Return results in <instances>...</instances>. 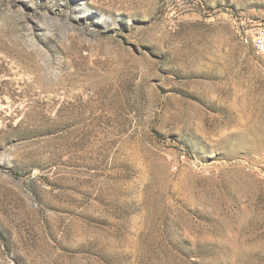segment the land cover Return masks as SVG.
Instances as JSON below:
<instances>
[{
  "label": "rangeland",
  "instance_id": "1",
  "mask_svg": "<svg viewBox=\"0 0 264 264\" xmlns=\"http://www.w3.org/2000/svg\"><path fill=\"white\" fill-rule=\"evenodd\" d=\"M252 20L264 0H0V264H264Z\"/></svg>",
  "mask_w": 264,
  "mask_h": 264
},
{
  "label": "built area",
  "instance_id": "2",
  "mask_svg": "<svg viewBox=\"0 0 264 264\" xmlns=\"http://www.w3.org/2000/svg\"><path fill=\"white\" fill-rule=\"evenodd\" d=\"M248 23L254 24L251 25L247 31L245 32V35L241 37L245 43H250L254 49L257 51L264 52V26L257 25L254 23V21H249ZM181 159L183 161L186 160L187 156L183 152L180 154Z\"/></svg>",
  "mask_w": 264,
  "mask_h": 264
}]
</instances>
